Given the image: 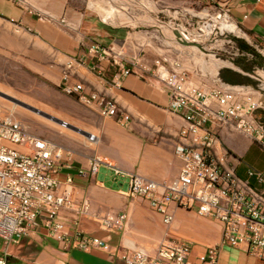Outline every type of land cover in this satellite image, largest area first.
Listing matches in <instances>:
<instances>
[{
  "label": "crops",
  "instance_id": "obj_1",
  "mask_svg": "<svg viewBox=\"0 0 264 264\" xmlns=\"http://www.w3.org/2000/svg\"><path fill=\"white\" fill-rule=\"evenodd\" d=\"M165 1L191 5L195 9L211 4L225 5L247 37L264 44V0ZM99 7L102 18L95 10L70 0H0V45L4 51L19 55L36 72L58 70L61 73L66 62L76 60V79L82 83L84 93L94 92L106 97L115 103L119 117L126 116L125 125H121L114 117L100 115L93 107L74 98L76 122L86 137L93 135L92 145L80 153L64 148L71 169L63 168L60 178L66 173L74 175L78 168L87 169L90 158L99 157L104 163L99 165L94 176L74 175L70 187L72 196L77 200L89 197L92 215L123 212L127 222L123 230L107 234L90 215L80 218L78 228L88 236L106 237L112 249H141L153 253L166 230L161 216L146 200L128 197V177L114 175L106 164L126 174L135 173L158 182L177 175L181 161L174 148L183 142L179 132L185 121L168 108L171 91L152 69L154 60L160 56L176 59L182 65L185 45L180 42L178 31L169 24L163 25L157 14L148 25H143L138 18L122 24L128 16L123 3L108 2L107 8ZM164 26L168 33L164 32ZM94 43L106 49L108 55L91 53ZM221 66L213 67L227 68L251 78L245 74L250 72ZM123 68L129 69L130 74L119 76ZM186 69L200 72L196 66ZM59 79L60 74L57 85ZM218 141L239 160L251 146L258 145L248 136L225 129L219 132ZM191 213L195 214L177 209L172 227L180 238L192 244L190 261L198 264L197 256L219 241L221 227L208 219L196 220ZM64 215L73 229L72 213L64 211ZM2 249L1 243L0 254ZM6 262L124 264L117 255L100 249H66L52 239L43 226L14 241L7 249ZM218 264H264V258L248 254L241 247L223 246Z\"/></svg>",
  "mask_w": 264,
  "mask_h": 264
},
{
  "label": "built area",
  "instance_id": "obj_2",
  "mask_svg": "<svg viewBox=\"0 0 264 264\" xmlns=\"http://www.w3.org/2000/svg\"><path fill=\"white\" fill-rule=\"evenodd\" d=\"M187 11L192 31L190 34L184 30L186 35L179 36L180 42L186 41V36L196 43L219 36L221 39L214 42L217 50L223 51L224 44L231 43L236 55L252 56L239 50L235 38L247 35L231 18L227 6L211 4L194 12ZM181 12L177 9L171 17L176 18ZM204 32H208L206 37ZM255 42L253 48L264 57V44ZM90 51L98 56L108 55L96 43ZM76 63L71 59L62 66L59 89L93 107L100 115L114 117L125 125L126 116H118L113 101L94 92L84 93L82 83L76 79ZM260 68L263 72V67ZM257 70L254 67L245 74L255 78L251 73ZM152 71L171 91L168 108L185 121L179 132L183 142L174 148L181 161L179 171L175 177L158 182L106 165L114 175L128 177V197L146 200L161 216L166 230L155 251H118L111 248L106 237L88 236L80 231V218L92 215L91 201L87 196L73 198L70 187L74 175L94 176L104 162L93 156L87 169L78 168L74 175L66 173L60 178L63 168L71 169L66 150L33 133L13 111L0 104V241L3 247L0 264H7L6 252L14 241L39 226L66 249H100L117 255L124 264H192V244L180 238L172 227L177 209L193 211L221 227L219 241L197 256L198 264H218L223 246L241 247L248 254L264 258V170L247 167L243 175L239 174L240 160L231 156L218 141L219 132L225 129L248 136L264 150V78H255L260 82L256 87L229 84L219 77L205 83L200 74L188 71L167 56L155 59ZM130 72L123 68L118 75ZM60 126L66 127V121L61 120ZM86 138L91 141L93 135ZM64 211L72 213L73 229ZM92 216L107 234L123 230L127 222L123 212L107 211Z\"/></svg>",
  "mask_w": 264,
  "mask_h": 264
},
{
  "label": "rangeland",
  "instance_id": "obj_3",
  "mask_svg": "<svg viewBox=\"0 0 264 264\" xmlns=\"http://www.w3.org/2000/svg\"><path fill=\"white\" fill-rule=\"evenodd\" d=\"M70 1L76 5L80 6L82 4L83 7L87 6L95 10L101 18L102 16L99 14L97 6L107 8L108 2L113 5L123 3L127 8L128 16L125 17L122 24L131 23L134 18H138L143 25H148L151 20H154L155 14H157V18L163 22V25L169 24L174 27L178 31L179 36L181 34L186 35L184 30L190 34L192 31L191 19L185 10L191 12L196 10L191 5L176 4L165 0ZM170 9H180L182 12L178 13L176 18L170 19ZM164 32L168 33V29L165 26ZM189 37L186 36L188 41L183 40L182 42L185 45L183 47L185 60L182 62V66L192 69L194 66L199 68L200 72L198 71L197 73L200 74L206 83L213 82L216 77H219L221 69H214L213 66L215 65H223L221 67L230 66L237 70H242L233 63V60L238 57L233 44L225 43L224 50L220 51L214 46L216 39H221L219 36H210L208 39L199 41V43L192 41ZM235 39H239L249 46L252 45V48L256 45L254 40L246 36ZM257 49L259 50L260 47L258 46ZM254 51L258 53L257 50L254 49ZM261 57L264 60V57ZM256 67H258V70L251 74L255 78L263 80L264 62L262 66ZM260 67H263V72ZM59 74L58 70H50V72L33 71L23 58L16 53L4 51L0 45V104L13 111L15 116L23 120L36 135L48 138L75 153H80L82 149H87L86 147H90L92 144L91 141H87L80 125L76 122V100L74 97L62 92L57 86ZM255 78H249L248 84L253 87L260 84ZM61 120L66 121V127L60 126ZM263 165L264 150L261 146L254 144L240 159V165H238L237 170L243 175L247 167L262 170ZM191 216L196 220L204 221L193 213H191ZM178 234L181 235V232L179 231Z\"/></svg>",
  "mask_w": 264,
  "mask_h": 264
},
{
  "label": "trees",
  "instance_id": "obj_4",
  "mask_svg": "<svg viewBox=\"0 0 264 264\" xmlns=\"http://www.w3.org/2000/svg\"><path fill=\"white\" fill-rule=\"evenodd\" d=\"M236 43L240 51L250 53L252 56H238L237 59L233 60V63L238 65L244 72H251L254 67L262 66L263 58L251 46L239 39H236ZM219 77L222 81L229 84H248L249 81L247 76L227 68L219 71Z\"/></svg>",
  "mask_w": 264,
  "mask_h": 264
},
{
  "label": "water",
  "instance_id": "obj_5",
  "mask_svg": "<svg viewBox=\"0 0 264 264\" xmlns=\"http://www.w3.org/2000/svg\"><path fill=\"white\" fill-rule=\"evenodd\" d=\"M176 10L175 9H170L169 10V14L170 16H173L175 14Z\"/></svg>",
  "mask_w": 264,
  "mask_h": 264
},
{
  "label": "bare ground",
  "instance_id": "obj_6",
  "mask_svg": "<svg viewBox=\"0 0 264 264\" xmlns=\"http://www.w3.org/2000/svg\"><path fill=\"white\" fill-rule=\"evenodd\" d=\"M235 32H236V33H239V31H236V30H235ZM207 33H208V32H204V37H206ZM218 63H219V62H218ZM221 63H222V62H221ZM223 64H224V63H223Z\"/></svg>",
  "mask_w": 264,
  "mask_h": 264
}]
</instances>
